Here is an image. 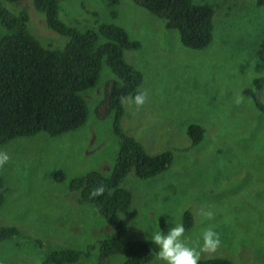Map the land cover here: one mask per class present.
Wrapping results in <instances>:
<instances>
[{
  "label": "rangeland",
  "instance_id": "rangeland-1",
  "mask_svg": "<svg viewBox=\"0 0 264 264\" xmlns=\"http://www.w3.org/2000/svg\"><path fill=\"white\" fill-rule=\"evenodd\" d=\"M212 7V32L201 49L183 46L175 29L131 0H57L58 17L67 26L84 31L99 23H114L137 40L139 47L124 49L126 63L141 74L138 86L146 96L143 106L121 100V132L137 141L148 154L169 151V167L146 179L129 172L120 186L129 195L117 212L125 240H151L191 216L184 242L202 243L211 228L221 244L200 259L223 257L232 264L264 263V115L252 96L264 103V62L256 50L264 38V3L255 0H193ZM2 6L17 15L27 13L26 27L42 46L61 48L67 38L49 29L31 0ZM5 29L0 24V36ZM263 83L255 90L254 79ZM104 59L91 86L80 92L87 118L80 127L50 136L37 132L0 144L10 161L0 169L3 192L0 226H14L18 235L0 241V264H49L52 249L72 247L87 251L73 263L120 264L124 256L97 259L96 242L112 237L91 203L79 202L70 180L91 171L107 174L114 162L119 138L112 115L100 118L103 86L114 79ZM198 124L203 137L190 145L188 124ZM61 171V179H55ZM211 211L209 219L205 214ZM158 251V250H157ZM157 253V252H156ZM156 253L143 264H163ZM51 264V263H50Z\"/></svg>",
  "mask_w": 264,
  "mask_h": 264
},
{
  "label": "trees",
  "instance_id": "trees-1",
  "mask_svg": "<svg viewBox=\"0 0 264 264\" xmlns=\"http://www.w3.org/2000/svg\"><path fill=\"white\" fill-rule=\"evenodd\" d=\"M9 2L19 0H6ZM35 10L42 13L45 25L63 35L67 41L61 48L42 46L29 33L27 13L21 8L17 15L10 13L0 3V24L5 29L0 36V144L13 138L45 132L50 136L74 130L87 118V104L80 92L87 89L98 76L101 59L115 78L103 86L100 118L112 115L113 132L119 138V146L107 174L87 172L70 180L69 189L78 193L79 202L91 203L101 214L115 235L97 240V259L101 263L108 256L120 254V264H143L154 256L158 248L151 240H125V226L117 212L126 208L129 195L120 186L125 176L132 172L140 179L152 177L166 170L171 163L169 151L148 154L133 138L119 129L122 115L121 100L140 93L141 74L126 63L124 49H136L139 42L130 39L127 32L114 23H99L84 31L67 26L58 17L57 0H31ZM110 4L117 0H107ZM158 17L164 28L175 29L180 43L190 49L205 47L212 32V7L193 0H131ZM257 5L264 0H255ZM256 55L264 62V38L258 43ZM263 83L254 79L255 90ZM254 108L264 115V103L252 96ZM186 133L190 145L203 137L204 130L198 124H188ZM57 171L55 179H61ZM100 184L105 186L101 196L90 197V192ZM2 178L0 175V203L2 202ZM182 224L191 226V216L182 213ZM18 235L14 226H0V241ZM87 251L63 247L50 250L44 262L51 264L73 263ZM199 264H232L223 257L200 259ZM264 264V263H260Z\"/></svg>",
  "mask_w": 264,
  "mask_h": 264
},
{
  "label": "clouds",
  "instance_id": "clouds-1",
  "mask_svg": "<svg viewBox=\"0 0 264 264\" xmlns=\"http://www.w3.org/2000/svg\"><path fill=\"white\" fill-rule=\"evenodd\" d=\"M146 96L144 93H137L130 98V104L137 107L143 106ZM10 161L7 151H0V169ZM105 191V186L100 184L90 192V197L101 196ZM209 219L213 217L211 211L205 214ZM185 228L182 223H177L170 227L166 233L162 230L156 232L151 237V243L158 248L156 257L163 264H199L202 253H215L221 244L219 233L211 228L205 229L202 233V243L197 242V246H189L184 242Z\"/></svg>",
  "mask_w": 264,
  "mask_h": 264
}]
</instances>
